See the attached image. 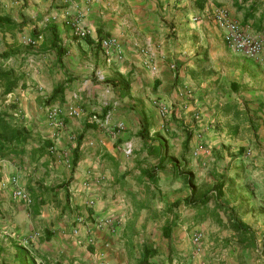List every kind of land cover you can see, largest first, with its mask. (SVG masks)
<instances>
[{"label": "crops", "instance_id": "crops-1", "mask_svg": "<svg viewBox=\"0 0 264 264\" xmlns=\"http://www.w3.org/2000/svg\"><path fill=\"white\" fill-rule=\"evenodd\" d=\"M218 7L262 41L259 59H247L226 46L223 31L212 18ZM0 8L6 20L26 24L21 32L0 33V51L29 45L25 41L36 36L33 54L24 61L25 88L8 95L6 104L15 103L19 114L14 117L52 143L40 160L33 154L36 145L27 146L21 158L0 160V181L15 174L33 204L45 201L39 215L33 216L6 190L18 210L6 214L7 222L19 229L18 238L41 234L31 245L34 264H211L195 258L193 244L183 238L181 229L172 227L170 240L163 238V224L153 218L164 214L169 203L189 195L187 185L176 180L169 160L159 170L158 184L150 187L155 195L150 206L140 205L149 197L135 181L138 172L125 175L137 160L147 157L150 142L167 146L170 155L179 157L184 134L167 137L151 100L175 102L184 87L194 92L187 116L194 110L200 113L209 145L205 155L187 158L194 184L195 168L203 165L207 175L215 172L213 183H224V198L231 205L242 203L239 215L264 218V159H249L251 146L264 147V0H0ZM78 17L90 32L84 39L73 37L67 24ZM51 26L57 34L55 46L66 51L60 59L57 48L51 46ZM107 37L118 41L120 61L106 63L102 56L100 41ZM39 47L43 50L37 53ZM148 58L156 73L143 65ZM63 84V103L52 105L73 104L81 108L82 116L66 118V130L59 131L45 119V107L47 98ZM91 115L101 123H89ZM141 117L150 126L146 141L138 136ZM117 123L124 129L112 133ZM80 136L79 162L71 171L66 160H71ZM128 144L132 154L125 156L122 150ZM179 184H183L182 196L174 187ZM31 189L38 195H32ZM89 200L94 201L92 207L86 204ZM77 215L83 218L82 224L75 223ZM105 220L111 226H99ZM256 229L258 234L264 231ZM2 230L0 235L16 237L11 230ZM45 232L51 233L49 240ZM89 235L94 237L93 245L87 244ZM147 248L155 255L143 263L142 252ZM226 251L227 264L245 261L247 251L235 245Z\"/></svg>", "mask_w": 264, "mask_h": 264}, {"label": "trees", "instance_id": "trees-1", "mask_svg": "<svg viewBox=\"0 0 264 264\" xmlns=\"http://www.w3.org/2000/svg\"><path fill=\"white\" fill-rule=\"evenodd\" d=\"M2 12V11H1ZM0 14V33H5L9 31L21 32L22 29L26 26L25 23H11L6 20L7 16ZM52 34V43L51 46L54 47L56 44L57 34L53 26L48 29ZM36 38L35 35L31 37V41H34ZM57 48V58L60 59L64 54L65 50ZM33 47L31 45L19 44L18 47L13 49H7L0 51V160L7 158H21L25 154L26 147L29 145H36L37 148L33 149V154L37 155V160H40L47 153V149L51 146L49 140L42 137L38 132L34 130H29L26 128L22 118H16L14 115L19 114V109L15 103L7 102L8 95L12 94L17 88H25L24 78L26 74L25 63L26 58L33 54ZM43 49L39 47L37 53H40ZM12 60V61H10ZM66 89V85H60L57 90L47 98V106L52 105L53 102L63 103V92ZM176 127L180 132L184 134V140L182 145V152L177 157L174 153L169 154L165 147L152 145L150 142L146 148L147 157H143L140 160L135 162V165L132 170L125 173L126 176H133L135 172H138L135 176L136 183L141 186L145 192V196H148L149 199H145L140 203L141 206H150L149 204L154 199L155 195L151 191V186H156L158 184V173L159 170L165 164L166 160H169L172 171L177 175L176 180L179 182H184L188 189L189 195L181 200H176L173 203H169L164 214L160 216H153L154 219L160 217L163 218V225L161 233L163 238L170 240L171 238V229L176 225V212L179 207L183 206L188 210L193 211L191 220H194L195 223H201L205 221L208 217L212 222L217 225L221 230L229 232V237L224 240V244L228 247L230 243H233L235 246L239 247L242 250L247 251V257L245 256L244 262H239L238 264H244L246 260H254L257 262L264 258V231L256 233L251 226L247 225L239 215V209L242 206V203L238 205H231L229 200L224 198V183L217 182L214 190L209 194L197 192L196 184H194L193 175L187 170V158L191 156V144H192V131L188 129L187 126H184L182 122L177 121ZM139 131L138 136L142 140H147L149 135V125L145 118L141 117L138 120ZM165 133L170 135V130ZM172 136V134L170 135ZM82 136L77 140V146L74 149L71 160L69 161V168L71 171H74L77 163L79 162V152L78 146L80 145ZM164 141V140H163ZM164 144L166 142L164 141ZM14 157V158H13ZM148 159V160H147ZM153 159L157 160L154 164L151 163ZM187 170V171H186ZM215 174V172H214ZM210 173V175H214ZM217 175V174H216ZM69 182L66 185H69ZM183 185V184H182ZM64 188V187H61ZM2 190V189H0ZM9 190V189H8ZM39 190V189H38ZM39 192V191H38ZM0 193H2L0 191ZM32 195H38L34 189H31ZM2 201V200H1ZM212 207L210 209V204ZM45 204V201L42 199L35 201V203L29 208L33 216L39 215L41 206ZM250 203L246 202L244 206H248ZM68 206V198L66 199L65 205L62 208V213H64L66 207ZM78 210V208H77ZM13 212L18 213L17 208L14 206V201L11 199L5 198L1 203L0 202V232L2 229L6 228L11 230V235L15 234L16 237L10 235H0V255L4 251L3 243L7 242L11 244L14 249L12 253V263L13 264H34V260L31 257L32 254V243L25 246L21 243V240L25 237L18 238L17 233L19 229L12 227L11 223H8L7 220L9 216L6 214H12ZM5 215H4V214ZM12 227V228H11ZM41 237V234H40ZM13 238V239H11ZM51 238L50 232H45V239L49 240ZM16 240V241H15ZM172 251H169L168 262L172 261L171 257ZM143 259L142 262L146 263L148 258H151L155 255V251L152 249H143L142 252Z\"/></svg>", "mask_w": 264, "mask_h": 264}, {"label": "built area", "instance_id": "built-area-1", "mask_svg": "<svg viewBox=\"0 0 264 264\" xmlns=\"http://www.w3.org/2000/svg\"><path fill=\"white\" fill-rule=\"evenodd\" d=\"M212 18L215 24L223 31V39L226 46L233 52L242 55L247 59L257 60L261 57L263 52V43L261 40L254 38L247 34L245 30L235 21H233L230 17L226 9L218 7L212 13ZM196 21V19H193ZM67 24L70 27L71 35L78 39H84L89 36L90 32L88 29L82 27L80 25V19H69L67 20ZM25 43L29 45H34V41L28 40ZM100 50L101 54L104 57L106 63H112L113 60L120 61L122 58V51L118 41L113 37H107L100 41ZM143 65L149 69L152 73H156L157 68L152 63L151 59H146ZM170 69L174 70L175 65L171 64ZM194 97V92L192 89L188 87H184L182 90L178 91L177 99L175 102L170 100H163L159 98H155L151 100V105L156 111L158 118L161 120L162 127L164 131H169V126L171 124V120L176 117L178 119H182V114H188V103ZM176 108L182 111V114H176ZM82 116V110L80 107L75 106L73 104L68 105H48L45 107V119L55 129L66 130L65 119L66 118H74L79 119ZM190 120L193 121L192 126L189 128L192 131V143L191 147V156L198 157L202 154H206L209 151V147L206 145L204 141V131L201 130L202 117L200 113L196 110L190 113ZM108 117L104 119V124H106ZM89 123L92 124H100L101 120L98 119L96 115H91L88 119ZM124 129V125L122 123L115 124L114 127L111 128L112 133H116L122 131ZM201 131H200V130ZM71 140L74 138L69 134ZM53 150L52 148L50 149ZM122 153L125 156H130L132 154L131 146L128 144L124 146ZM70 160H66V164L69 165ZM90 178V176H89ZM99 181L98 178H96ZM88 183H85L87 186ZM0 189L7 190L9 189L11 192V196L13 200L20 202L24 207L29 209L33 205V200L31 196L26 192L24 188L21 187L19 177L17 175H11L6 181H0ZM88 207H92L94 204L93 200H89L86 202ZM75 223L82 224L83 218L80 215L75 216ZM99 226H111L110 220H105L99 223ZM74 234H77V229L73 230ZM40 237L39 232H35L29 236H26L21 240V243L25 246L32 243V241L38 239ZM204 235L200 231H194L191 235V241L193 245L198 246L202 243ZM94 237L89 235L87 238V244L93 245Z\"/></svg>", "mask_w": 264, "mask_h": 264}, {"label": "rangeland", "instance_id": "rangeland-1", "mask_svg": "<svg viewBox=\"0 0 264 264\" xmlns=\"http://www.w3.org/2000/svg\"><path fill=\"white\" fill-rule=\"evenodd\" d=\"M1 13H3L2 14L3 16L6 15L5 10H2L0 8V14ZM185 116H186V118H182L183 119L182 122H183L184 126H187L189 128L190 126L194 125L193 121L190 120L189 116H187V115H185ZM176 120L179 121L178 118L174 117L171 120V124L169 126V129H170L172 136H169L168 134H166L168 132L165 133L168 138L174 139L178 136V133H180L179 129L176 127V125H177V123H175ZM184 120H185V122H184ZM179 135H181V134H179ZM203 137H204V141H205L206 145L209 147L208 142H207V136L203 135ZM77 138L78 137H76L75 141H77ZM179 142L180 141H178V143ZM254 143H255V141H254ZM259 145H261V144H259ZM192 146H193V143L191 144V147ZM250 149L252 151V156H249V159H251V158L252 159H264V147H262V146L259 147L257 145H254V146H251ZM195 173L197 176V181L195 182L197 192L209 194L211 191L214 190L213 186L215 184L212 182L213 178L211 177V175L206 174L203 165H201V167L196 166ZM252 175H253L252 177H255L256 171H253ZM174 187H176L175 189L177 190L176 194L178 196H182V194L184 193V191L182 190V184L176 185ZM178 189H179V191H178ZM0 191L2 192L3 195H5L6 199H7V197H8V199H10V194L7 193L6 190H0ZM211 207H212V203L210 204V209H211ZM192 213H193V211L188 210L187 208H185L183 206L179 207V209H177V212H176V219H177V220H175L176 225H174L173 227L177 228V229H181V231L183 232V238L186 241L189 240V242L191 241V234L194 231H200L203 233L204 238H203V241L200 245L195 246V245H192L193 243L191 244L192 241L190 242V244L192 245V248H193L192 251L195 254L194 255L195 258L201 257V259L205 260L204 263L211 261V264H227L225 257H229V256H228L226 250L231 249L232 246L234 245L233 243H230V245L227 247L226 244H224V240L229 237V232H227L225 230H221L217 225H215L212 222V220L209 217L205 221H203L199 224L195 223L194 220L190 219V217L192 216ZM240 217L242 219L246 220L251 226H253L255 228V231H258L256 229V227L257 228L258 227L264 228L263 216H260V215L252 216L251 214L245 215L244 213L241 212ZM157 220H158L157 224L161 225L163 223L162 217L158 218ZM256 233H258V232H256ZM11 239H13V238H11ZM2 243H3L4 251L0 255V264H13L12 263V253H13L14 249L12 248L9 241H7V242L5 241ZM0 244H1V242H0ZM245 256L247 257V255H245ZM239 259L240 258H237L236 260L238 261ZM251 259L246 260V262L244 264H264V258L259 260L258 262H257V260L254 261ZM228 261L229 260H227V262ZM189 264H191V262Z\"/></svg>", "mask_w": 264, "mask_h": 264}]
</instances>
